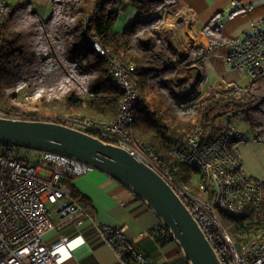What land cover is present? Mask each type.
Instances as JSON below:
<instances>
[{"label":"trees","instance_id":"trees-1","mask_svg":"<svg viewBox=\"0 0 264 264\" xmlns=\"http://www.w3.org/2000/svg\"><path fill=\"white\" fill-rule=\"evenodd\" d=\"M178 1L51 0L44 18L32 2L10 0L0 13V107L33 120L62 122L71 116L99 123L113 121L125 94L111 77L117 61L131 68L139 95L127 130L141 151L149 147L160 156L174 184L206 198L188 181L199 168L178 158L176 152L184 149L194 131H199L201 145H206L236 120L247 124L251 133L247 141L264 142V69L259 65L249 70L250 80L244 85L235 84L223 93L209 89L203 95L205 75L201 71L189 95H178L171 82H181L185 69H201L211 48L231 42L219 30L222 11L201 29L207 47L184 45L187 56L168 63L172 53L155 29L166 21L169 11H176ZM127 6L147 16L126 26L117 37L112 28ZM93 40L105 54L92 47ZM16 100L25 106L14 104ZM70 179L65 183L77 198ZM259 182L262 202L257 211L243 219L218 212L232 233L241 236L240 242L264 222V182ZM156 238L166 241L163 235Z\"/></svg>","mask_w":264,"mask_h":264},{"label":"built area","instance_id":"built-area-1","mask_svg":"<svg viewBox=\"0 0 264 264\" xmlns=\"http://www.w3.org/2000/svg\"><path fill=\"white\" fill-rule=\"evenodd\" d=\"M9 3L10 0H0V13ZM174 13L190 32L193 15L184 6H178ZM158 32L168 47L174 37H169V32L161 26ZM91 45L98 53H106L98 41H91ZM226 58L230 66L240 72L259 66L264 58V25L247 35L241 45L232 47ZM173 61L174 58H170L168 63ZM111 77L125 93L113 121L99 123L69 116L61 123L129 150L170 180L166 163L161 161L160 156L149 147L142 152L127 130L139 99L131 68L115 61ZM171 85L182 97L191 90L189 87L181 91L183 80L171 82ZM0 116L26 119L1 107ZM246 141V136L232 125L210 143L201 145L200 134L196 130L188 136L184 149L176 152L178 158L199 168L198 188L206 198L200 199L178 185L174 186L222 264H264V222L247 240L240 242L239 236L236 243L218 213L221 211L230 218L243 219L261 205L262 186L258 179L246 176L241 170L236 150L237 143ZM93 169L89 164L59 153L35 149L22 152L13 145H0V264L60 262V250L70 239L68 236L44 239V234L55 227L51 219L52 210L59 217V227L86 216L84 207L73 197L65 181ZM95 228V235L112 247L121 264H152L142 251L134 248L127 237L126 226L99 224ZM152 233L163 235L166 241L172 240L171 234L160 222Z\"/></svg>","mask_w":264,"mask_h":264},{"label":"crops","instance_id":"crops-1","mask_svg":"<svg viewBox=\"0 0 264 264\" xmlns=\"http://www.w3.org/2000/svg\"><path fill=\"white\" fill-rule=\"evenodd\" d=\"M28 1L32 2L40 15L47 17L51 0ZM178 6H184L193 15L191 42L186 43L184 34L182 38L185 29L182 25L183 20L173 11L166 14V22L164 21L169 28L165 29L163 24L161 27L170 33L171 38L186 41L181 42V49L184 45L193 43L207 47L208 41L201 29L214 15L222 11L224 15L219 30L231 41L229 44L211 48L201 69L195 66L183 70L182 79L188 86L186 89L194 87L201 71L205 75L201 95L209 89L223 93L232 89L235 84H246L250 80L249 72L233 69L226 56L232 47L240 45L247 35L255 33L258 27L264 25V0H179ZM232 10L233 12H230ZM123 12L124 15L118 18L114 30L112 28L117 37L126 26L142 18L140 12L133 6H127ZM170 18L173 21H168ZM175 32L179 35L177 36ZM170 52L174 59L183 57L176 50L170 49ZM183 52L186 53V50ZM260 67L264 69V58ZM263 143L248 140L236 144L241 167L247 176L257 179L264 176ZM70 184L79 193L76 196L77 201L84 207L86 216L59 227L56 214H52V217L56 216L53 218L55 227L44 234V239L49 240L55 236H68L70 239V242L61 248L62 258L57 264H121L112 247L95 235V227L99 224L126 226L127 237L133 242L134 248L142 251L152 264H187L175 241L162 243L152 233L153 228L159 223L158 217L129 188L98 169L72 177Z\"/></svg>","mask_w":264,"mask_h":264},{"label":"water","instance_id":"water-1","mask_svg":"<svg viewBox=\"0 0 264 264\" xmlns=\"http://www.w3.org/2000/svg\"><path fill=\"white\" fill-rule=\"evenodd\" d=\"M0 145L59 153L105 172L153 210L187 264H222L174 183L129 150L61 122L1 116Z\"/></svg>","mask_w":264,"mask_h":264},{"label":"rangeland","instance_id":"rangeland-1","mask_svg":"<svg viewBox=\"0 0 264 264\" xmlns=\"http://www.w3.org/2000/svg\"><path fill=\"white\" fill-rule=\"evenodd\" d=\"M124 9H121V11H120V13H119V15H118V18L120 19V17L121 16H123L124 15ZM142 15V14H141ZM147 15L145 14V15H142V17H143V19H145V17H146ZM117 21H118V19H117ZM168 21H173V19L172 18H170ZM135 22V21H134ZM134 22H132V23H134ZM166 22V21H165ZM117 23V22H116ZM115 23V24H116ZM131 23V24H132ZM162 24H164V22L162 23ZM162 24H161V26H162ZM181 25V24H180ZM183 25V27H184V24H182ZM115 26V25H114ZM182 27V28H183ZM185 29H184V33H182V38H184V36L186 37L185 39H187L186 41H184V40H181V39H178V42H179V45H181V42L183 43V41L184 42H186V43H190L191 41L190 40H192L191 38H192V36H191V33L186 29V27H184ZM158 29H159V27H158ZM113 30H114V27H113ZM113 33L112 34H114V31H112ZM183 32V31H182ZM172 33H174V31H172ZM176 33V35L178 36L179 34H177V32H175ZM170 34V33H169ZM183 34H184V36H183ZM121 35H119L118 37H120ZM169 37H171V35H169ZM173 37V36H172ZM172 40V39H171ZM174 41H175V39H173ZM173 40H172V43H170L169 45H168V47L171 49V50H175V45L173 46V44H174V42H173ZM194 44V43H193ZM182 50L184 51L185 49L184 48H182ZM184 54H182L183 56L185 55V52H183ZM181 59V58H180ZM14 104H18V105H20V106H25V103H20V100H16V101H14ZM233 126H235L239 131H241L246 137H247V139H250V132H249V128H248V126H247V124L245 123V122H243V121H234V125ZM264 144V143H263ZM21 151H23V150H21ZM244 174L247 176L248 174H246L245 172H244ZM255 179H257V178H255ZM259 181H263L264 182V176L262 177V178H260V179H258ZM188 181H189V183L190 184H192L193 185V187H195V188H198V181H199V174H193L192 173V175H191V177L188 179ZM47 206L50 208V207H52L50 204H47ZM52 212H53V214H56V212H55V210H52ZM53 215H51V219L53 220V218L54 217H56L57 216V218H58V221L57 222H59V217H58V215L56 214V216H54V217H52ZM219 218L223 221V223H224V225L226 226V228L230 231V234H231V237H232V239H233V241L234 242H236V243H238V235H235V234H233L232 233V230L230 229L231 227L228 225V222H226L221 216H219ZM53 223H55L54 222V220H53Z\"/></svg>","mask_w":264,"mask_h":264},{"label":"bare ground","instance_id":"bare-ground-1","mask_svg":"<svg viewBox=\"0 0 264 264\" xmlns=\"http://www.w3.org/2000/svg\"><path fill=\"white\" fill-rule=\"evenodd\" d=\"M163 27L164 28L166 27L165 29H168L169 28L168 24H163ZM174 45H175V50L177 52H179L180 55L184 54L183 53V50L181 49V45H179L178 38L175 39ZM187 87H188L187 84H184V86L181 88V91H186L187 90L186 89Z\"/></svg>","mask_w":264,"mask_h":264},{"label":"clouds","instance_id":"clouds-1","mask_svg":"<svg viewBox=\"0 0 264 264\" xmlns=\"http://www.w3.org/2000/svg\"><path fill=\"white\" fill-rule=\"evenodd\" d=\"M161 26V25H160Z\"/></svg>","mask_w":264,"mask_h":264}]
</instances>
